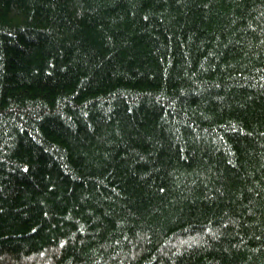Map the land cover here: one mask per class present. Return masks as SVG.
Listing matches in <instances>:
<instances>
[{"label":"trees","instance_id":"obj_1","mask_svg":"<svg viewBox=\"0 0 264 264\" xmlns=\"http://www.w3.org/2000/svg\"><path fill=\"white\" fill-rule=\"evenodd\" d=\"M0 264H264V0H0Z\"/></svg>","mask_w":264,"mask_h":264}]
</instances>
